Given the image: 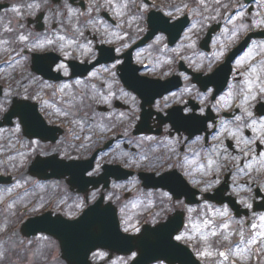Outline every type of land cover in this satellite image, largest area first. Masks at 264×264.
Listing matches in <instances>:
<instances>
[{
	"label": "clouds",
	"instance_id": "clouds-1",
	"mask_svg": "<svg viewBox=\"0 0 264 264\" xmlns=\"http://www.w3.org/2000/svg\"><path fill=\"white\" fill-rule=\"evenodd\" d=\"M97 206L128 238L175 220L190 264H264V0H0V264H78L51 225Z\"/></svg>",
	"mask_w": 264,
	"mask_h": 264
},
{
	"label": "water",
	"instance_id": "water-1",
	"mask_svg": "<svg viewBox=\"0 0 264 264\" xmlns=\"http://www.w3.org/2000/svg\"><path fill=\"white\" fill-rule=\"evenodd\" d=\"M100 211L96 213L91 209L80 220V224L73 223L68 229L57 231L64 240L65 254L78 264H84L86 250L99 243L110 247H139L141 257L136 264H146L152 258L168 257L169 251L175 248L171 242V232L175 231V225L169 222L167 225H158L156 230L148 229L136 238L121 236L118 232L113 213ZM55 230V227H52ZM56 231V230H55ZM142 258L145 260L142 262Z\"/></svg>",
	"mask_w": 264,
	"mask_h": 264
},
{
	"label": "flooded vegetation",
	"instance_id": "flooded-vegetation-1",
	"mask_svg": "<svg viewBox=\"0 0 264 264\" xmlns=\"http://www.w3.org/2000/svg\"><path fill=\"white\" fill-rule=\"evenodd\" d=\"M48 69V65L46 62H40L37 64V70L39 71H47ZM126 72L128 74V82L129 83H133L135 86L138 84V78L135 77L134 75V71H129L128 69H126ZM222 78V74H219L218 77ZM148 83L143 82V87L147 86ZM145 89V88H143ZM157 94H160V89L157 88ZM14 112H18L23 114V116H28L31 119V126H33L35 129L36 128H42L40 126V124L38 123V118L34 116V113L32 112L31 106L28 105L27 103H17L15 111ZM176 122L177 125L179 127H195L199 124H202V121L198 120V119H194V118H184V117H180L178 114L176 115ZM49 143H51V141H49ZM168 177H171L172 180H178L177 177H174L172 175H168ZM219 195V193H218Z\"/></svg>",
	"mask_w": 264,
	"mask_h": 264
}]
</instances>
